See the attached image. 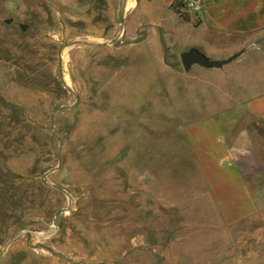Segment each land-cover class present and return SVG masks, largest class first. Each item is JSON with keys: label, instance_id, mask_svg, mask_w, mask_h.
<instances>
[{"label": "rangeland", "instance_id": "obj_1", "mask_svg": "<svg viewBox=\"0 0 264 264\" xmlns=\"http://www.w3.org/2000/svg\"><path fill=\"white\" fill-rule=\"evenodd\" d=\"M122 1L0 0V264H264V122L245 115L228 129L230 145L244 128L251 145L234 160L252 210L233 214L211 199L220 186L183 133L228 107L216 88L200 89L201 69L153 73L144 52L111 86L106 53L127 44L123 22L143 35L160 18L137 0L122 20ZM124 78L148 84L140 110L122 113Z\"/></svg>", "mask_w": 264, "mask_h": 264}, {"label": "crops", "instance_id": "obj_2", "mask_svg": "<svg viewBox=\"0 0 264 264\" xmlns=\"http://www.w3.org/2000/svg\"><path fill=\"white\" fill-rule=\"evenodd\" d=\"M126 8L122 1V20L130 17L135 10L137 0H131ZM182 3H192L199 8L197 13L183 12ZM144 7L154 5L158 9L159 20L152 25L156 31L140 35L134 28V21L124 24L121 37L127 42L115 51H107L105 69L108 78L123 69L131 57L148 52L151 55L150 71L170 72L181 69L179 55L193 50L209 61H224L234 57L219 68H202L192 71L199 81L201 90L216 88L224 108H210L212 112H223L215 116L202 117L184 127V136L193 154L196 165L209 184H218L220 190L210 191L214 201H224V208L233 210V214H248L252 210V201L244 179L234 160L235 153H248L250 143L242 139L247 134L244 128L235 145H230V128L243 122L246 116L264 122V0H145ZM143 10L142 15L145 16ZM139 18H141L139 16ZM145 19V18H143ZM169 21L170 26L162 25ZM138 34V35H137ZM142 34V33H141ZM196 35V38H192ZM152 46L147 47L148 41ZM168 57L166 60L165 57ZM135 58V57H134ZM167 61V62H166ZM120 73L118 72L117 75ZM113 76V78H112ZM193 76H191V79ZM154 79V81L152 80ZM120 103L124 113V104H143L141 95L149 86L146 82L134 86L127 79H122ZM121 80V81H122ZM152 103H160L161 84L159 77L151 78ZM117 86V85H116ZM138 88V96L125 93L126 87ZM115 88V87H114ZM113 90V87H112ZM202 91V92H203ZM113 96V95H112ZM115 97V96H114ZM113 97V98H114ZM116 102V97L112 104ZM207 103V102H206ZM208 105V103H207ZM230 105H234L230 107ZM130 110V109H129ZM128 110V111H129ZM131 110L130 112L132 113ZM245 127L250 126L247 121ZM242 133V134H241ZM226 138V139H225ZM229 143V144H228ZM250 153V152H249ZM229 205V206H228Z\"/></svg>", "mask_w": 264, "mask_h": 264}, {"label": "water", "instance_id": "obj_3", "mask_svg": "<svg viewBox=\"0 0 264 264\" xmlns=\"http://www.w3.org/2000/svg\"><path fill=\"white\" fill-rule=\"evenodd\" d=\"M25 28H26L25 26H22L21 29L24 30ZM233 58L234 57H230L224 61L214 62V61H209L208 59H206L205 57L196 53L193 50H189V51L183 52L179 55V62H180V65L182 67V70L187 72L191 65H197V66L202 67V68H219L222 65L228 63ZM59 215H60V213H57L55 215V217L52 221V227L56 226V222H57Z\"/></svg>", "mask_w": 264, "mask_h": 264}, {"label": "built area", "instance_id": "obj_4", "mask_svg": "<svg viewBox=\"0 0 264 264\" xmlns=\"http://www.w3.org/2000/svg\"><path fill=\"white\" fill-rule=\"evenodd\" d=\"M182 11L183 12H191V13H197L199 11V8L192 4V3H182Z\"/></svg>", "mask_w": 264, "mask_h": 264}]
</instances>
